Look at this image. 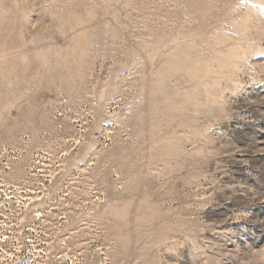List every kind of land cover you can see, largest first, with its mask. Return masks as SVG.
<instances>
[{"label":"rangeland","instance_id":"rangeland-1","mask_svg":"<svg viewBox=\"0 0 264 264\" xmlns=\"http://www.w3.org/2000/svg\"><path fill=\"white\" fill-rule=\"evenodd\" d=\"M0 264H264V0H0Z\"/></svg>","mask_w":264,"mask_h":264}]
</instances>
